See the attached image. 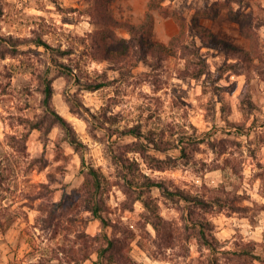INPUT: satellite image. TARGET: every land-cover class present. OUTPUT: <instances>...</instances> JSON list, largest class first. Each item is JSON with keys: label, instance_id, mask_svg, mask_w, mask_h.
<instances>
[{"label": "rangeland", "instance_id": "obj_1", "mask_svg": "<svg viewBox=\"0 0 264 264\" xmlns=\"http://www.w3.org/2000/svg\"><path fill=\"white\" fill-rule=\"evenodd\" d=\"M94 1L0 0V264H264V0L113 1L154 42L207 26L198 77L108 54Z\"/></svg>", "mask_w": 264, "mask_h": 264}, {"label": "trees", "instance_id": "obj_2", "mask_svg": "<svg viewBox=\"0 0 264 264\" xmlns=\"http://www.w3.org/2000/svg\"><path fill=\"white\" fill-rule=\"evenodd\" d=\"M113 1L114 0H95V6L93 7L92 11L94 12L96 23L102 25L103 28L100 42L102 43L104 50L110 55L113 54L117 58L122 56L125 58L123 53L128 51V47L131 45L135 46L136 50H134V52H138L137 54H139L140 57L146 58L150 56L151 58L155 59L156 64L161 63L163 56L178 55L180 58L185 60V67L184 69H181L182 75L198 77L206 72L205 57L201 52V48L203 46H218L219 48H222V42L216 38V35L211 30H209L207 26L201 23L193 24L192 31L194 33L191 34L192 38H190V41L183 40L184 33L181 30L174 34L167 44H163L162 42H154L151 39L152 27L154 23L151 11H147L145 21L138 27L134 24L119 21L113 16L111 9V4ZM120 26L127 28L129 32V44L126 43L125 39L119 38L114 32V29ZM246 26V23H243L244 29ZM246 33H248V31ZM197 38L200 39V44L196 42ZM100 86H102V83H97L95 88H99ZM52 92V84L48 81L44 87L43 99L44 105L46 106V111L50 108ZM51 113L55 114L57 120H59V123L61 122V125H63L68 131L69 127L66 125L67 123L63 117L55 113L52 109ZM90 170L97 179L95 170L92 168ZM152 185H154V183H152ZM93 212L96 214L97 209L93 208ZM108 246L111 247L110 250L112 251V239L108 240ZM108 246L102 247L100 253ZM102 256H105V253H102L101 257ZM111 256H113L112 253L108 255V257ZM95 264L104 263L102 261H97Z\"/></svg>", "mask_w": 264, "mask_h": 264}]
</instances>
